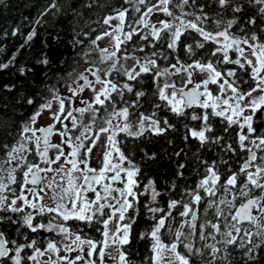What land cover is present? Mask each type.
Instances as JSON below:
<instances>
[{"label":"snow or ice","instance_id":"6c2138e0","mask_svg":"<svg viewBox=\"0 0 264 264\" xmlns=\"http://www.w3.org/2000/svg\"><path fill=\"white\" fill-rule=\"evenodd\" d=\"M66 14L79 51L0 129V264H134V240L141 264H261L264 0H72ZM172 133L184 146L158 187L146 148Z\"/></svg>","mask_w":264,"mask_h":264},{"label":"trees","instance_id":"16d2710c","mask_svg":"<svg viewBox=\"0 0 264 264\" xmlns=\"http://www.w3.org/2000/svg\"><path fill=\"white\" fill-rule=\"evenodd\" d=\"M51 0H0V64L9 63L10 66L0 70V129L6 123H10L9 117L13 119L21 115H27L31 107L24 104V99L42 88L44 74H63L62 69L70 62L79 48L74 49L71 45V26L76 19L70 14H66L67 5L72 0H57L61 6V11L49 13L41 23L36 24L40 14L50 4ZM117 0H107V5L116 4ZM105 9L90 14L93 20L102 17ZM19 27L20 34L12 36L13 29ZM92 27H96L95 24ZM36 29V38L24 48L20 45L24 42L25 36L33 29ZM79 30V28H77ZM87 43V41H85ZM46 54L50 60L47 66L38 63L39 59ZM15 56V60L12 58ZM32 68V72L21 75L19 69L22 67ZM49 80L48 83H54ZM173 145L164 142L149 144L146 150H155L160 153V162L151 167L147 175L157 181L158 187H167V182L172 178L174 164L169 159L173 147H183L178 133L171 134ZM11 140V137L0 136V141ZM204 158L212 155L211 152L201 154ZM191 157V151H189ZM190 171V170H189ZM186 171V175H189ZM195 179V177H191ZM182 183V181H178ZM161 203H164L162 200ZM146 226V225H145ZM3 226H0L2 228ZM135 235V233H134ZM147 241L134 240L131 259L138 260L136 264H141L147 255ZM239 264V257L234 262ZM264 264V261H261Z\"/></svg>","mask_w":264,"mask_h":264},{"label":"flooded vegetation","instance_id":"af4514ba","mask_svg":"<svg viewBox=\"0 0 264 264\" xmlns=\"http://www.w3.org/2000/svg\"><path fill=\"white\" fill-rule=\"evenodd\" d=\"M132 260L134 261V264H136L135 262H137V261H138V260L136 261V260H134V259H132Z\"/></svg>","mask_w":264,"mask_h":264}]
</instances>
